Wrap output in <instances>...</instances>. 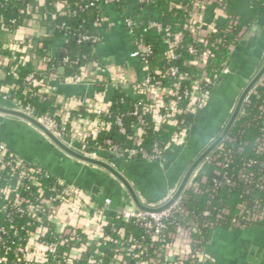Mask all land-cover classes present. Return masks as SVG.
Wrapping results in <instances>:
<instances>
[{
  "label": "trees",
  "instance_id": "obj_1",
  "mask_svg": "<svg viewBox=\"0 0 264 264\" xmlns=\"http://www.w3.org/2000/svg\"><path fill=\"white\" fill-rule=\"evenodd\" d=\"M92 0H47V4L39 8L35 0H0V68L7 71L14 69L18 77V84L7 91V95L12 100H17L23 106H31L34 115H49L53 117L61 131L64 132L62 139L68 140L73 136V124L75 119L89 118L93 120L95 113L86 111L81 106L76 109L65 110L64 104L55 93L44 89L41 81H47L56 70L63 68V77H71L79 73L82 66H89L98 57L95 53V46L100 39L102 30L103 15L101 12L102 0L96 1L95 5H90ZM196 0H145L137 2L133 12L126 10L125 0L115 2L123 10V20L130 18L134 25L129 31L134 43H144L151 47L147 53L146 67L151 74L157 70L166 71L170 65L177 66L180 71L185 72L189 79L181 81L182 88L189 87L192 81L201 78V70L192 63L193 55L188 51L190 45L198 48L202 44L195 40V30L191 24L193 18L192 6ZM224 6L225 22L217 26L208 34L211 53L207 60L206 70L208 72L209 83H204L205 88L212 89L224 79V72L233 59V50L239 40L241 32L251 27L259 12L264 9V0H219ZM47 14L45 20H40L44 26L52 25L54 33H46L42 37H29L15 41L14 34L22 25L28 23V13ZM40 12V13H39ZM55 16L53 20L50 15ZM34 21V19H33ZM151 22H158L162 29L150 26ZM175 36L171 42L167 34ZM84 35H90L91 40H80ZM57 36L66 38L62 50L56 55L51 51L54 39ZM16 46L15 51L9 46ZM173 51L178 55V59H169L168 54ZM30 54L25 61H17L16 58L24 54ZM258 63L256 72L264 63V44L259 46ZM65 59H68L65 61ZM38 64V67L36 66ZM45 67V68H43ZM33 74L35 81L27 83V75ZM179 82L176 77L167 75L163 78L165 87H171L173 83ZM261 88L256 93H251L245 101L242 110L229 131L227 137L221 142L224 150L218 147L205 159L198 168L191 183L182 193L185 207L190 210L189 216L182 213L176 214V219L168 221V229L165 233L173 230L177 222L189 220L198 229L195 237L201 240L195 246H204L208 242L209 229L203 226L204 223H212L216 226H234V220L241 219L245 214H240L241 210L258 212L264 207V151L258 152V140L264 138V77L261 79ZM3 82L0 80V90ZM102 85L99 90H102ZM144 99V96H141ZM145 100V99H144ZM137 99L127 93L123 85L116 89L114 99L109 105V113L101 114V119H111L112 125L109 129H103L92 133L84 140L86 152H92L105 146V141L111 139L121 149L124 155L108 153L109 157H120L128 160L126 149L136 148L138 154L132 158L142 159V151H150L154 143H158L164 148L185 124L194 123V129L199 125V118L192 115H184L179 119H184L182 123H163L156 128L152 117L148 113L142 115L146 123V132L141 135L142 143L136 145L134 137L139 127L137 115L134 109ZM64 108V109H63ZM206 110V109H205ZM231 113L223 121L213 137L202 147L200 153L215 139L223 130ZM117 119L121 120L125 131H120ZM63 127L65 128L63 130ZM83 141L76 139L77 150H80ZM107 153V152H102ZM198 153V155L200 154ZM217 153L216 160L209 161V158ZM225 154H230V161H224ZM197 155V156H198ZM196 156V157H197ZM190 160V164L196 159ZM218 162L222 164L219 165ZM205 178V179H204ZM43 187L47 195H52L53 186H60V179L51 172L45 171L42 177ZM16 177L9 170L0 171V189L5 186H15ZM198 185L201 191L195 190ZM36 186L24 194V199L35 196ZM0 201H2L0 199ZM1 219V217H0ZM27 218L14 216V223L18 226L24 225ZM9 225L7 217L1 220ZM108 228L114 224L117 228H123L125 239H136L138 242L147 243V239L141 236L145 233L136 219H124L117 215L108 217ZM49 225L53 226L50 222ZM116 236V234H114ZM117 244L105 243L99 247L87 245L80 260L81 264H87L89 259L95 264H111L113 254ZM129 264H132L131 261ZM166 264V263H165Z\"/></svg>",
  "mask_w": 264,
  "mask_h": 264
},
{
  "label": "built area",
  "instance_id": "obj_2",
  "mask_svg": "<svg viewBox=\"0 0 264 264\" xmlns=\"http://www.w3.org/2000/svg\"><path fill=\"white\" fill-rule=\"evenodd\" d=\"M35 1L42 6L47 4V0ZM96 1L98 0H92L90 5H95ZM108 1L115 3L118 0ZM144 1L137 0L139 3ZM214 3L224 8L219 0H196L192 6L191 24L195 30L194 38L202 44V47L190 45L188 51L193 55L192 63L201 70L199 80L192 81L189 87L182 88L181 81L189 79V76L174 65H170L166 71L157 70L155 74H151L146 67L147 53L151 51V47L139 42L134 43L130 57L141 62L145 70L144 76L139 80H129L123 76L111 75L109 81L106 82L107 86L112 85L115 89L125 84L130 86L131 95L138 101L134 109V115H137L140 122L134 137L136 145L142 143L141 135L146 132V123L142 117L144 113L150 114L155 127L158 128L166 122L182 123L184 119H179V117L187 114L200 117L207 109L214 92V88L207 89L204 84L209 83L206 64L211 49L208 40L209 32L199 25L196 15ZM124 23L129 31L134 25L130 18H126ZM150 26L162 29V25L158 22H151ZM167 36L172 47L175 36L169 32ZM92 38L90 35H84L80 40H91ZM233 49L232 46L231 50ZM168 57L169 59H178V55L173 51L169 52ZM27 59L28 57L25 60ZM67 60L65 59V61ZM228 71L229 68H226L224 74ZM167 75L176 77L179 82L173 83L171 87H165L163 78ZM87 76L88 68L82 66L79 73L69 79L80 82L87 79ZM25 81L30 84L35 81V76L29 74ZM260 81L251 93L258 92L262 86ZM40 84L44 86L43 81ZM6 93L7 90L2 92L3 100L10 102L15 109L35 117L62 139L64 132L60 130L53 117L34 115L31 106H23L17 100L10 99ZM142 95L145 100L141 99ZM83 107L86 111L97 115L98 119L95 121L99 125V131L111 127L112 121L109 117L104 120L100 118L101 114L109 113L107 106L90 103ZM117 123L121 126L120 131L124 132L125 128L120 119H117ZM193 125L194 123L185 124L184 128L174 135L164 148H161L158 143H154L150 151L141 152V158L159 164L165 163L170 151L173 149L182 150L188 145ZM90 136L91 133L82 132L78 140L84 142ZM85 150L84 142L79 151L92 157H96L101 152L124 155L120 147L111 139H107L105 146L92 154H88ZM218 150H224L221 143L218 145ZM257 151H264V138L258 140ZM124 152L128 160H132L139 151L136 148H130ZM225 155L224 161H230L231 155ZM217 157L219 155L215 153L209 158V161L216 160ZM218 164L222 163L218 162ZM3 170L13 173L17 181L15 186L7 185L0 189V199L2 200L0 201V264H81L80 260L87 245L95 246L97 253L99 247L108 242L117 244L111 264H129L130 261L132 264H203L210 260L205 245L197 246L195 249L201 240L195 237L194 234L198 229L189 220L177 222L173 230L165 233L168 229V221L176 219L178 212L185 217L190 215V210L185 207L182 194L171 205L158 212L132 208L115 214L127 220L136 219L139 221L140 227L145 232L141 236V240L147 239V243H141L136 239L126 240L124 229L117 228L114 224H111L110 229H107L109 224L107 206L111 202L110 199L105 201L106 207H92L86 192L74 185L66 184L62 180L58 183L62 187L53 186L51 191L54 193L47 195L41 180L47 170L41 164L25 160L0 141V171ZM197 171L191 177L188 185ZM33 185L37 187L35 196L24 199V194L30 191ZM195 190L201 191L198 185H195ZM174 192L169 195L167 200L173 196ZM87 212L91 213V215H87L89 226L80 222V218ZM240 214H245V216L234 220V227L261 222L264 220V207L258 212L242 209ZM3 216L7 217L9 225L1 221ZM14 216L25 217L28 220L26 224L18 226L14 223ZM50 222L53 226L49 225ZM203 226L208 227L209 231L217 227L209 222L204 223ZM87 264H95V261L89 259Z\"/></svg>",
  "mask_w": 264,
  "mask_h": 264
},
{
  "label": "crops",
  "instance_id": "obj_3",
  "mask_svg": "<svg viewBox=\"0 0 264 264\" xmlns=\"http://www.w3.org/2000/svg\"><path fill=\"white\" fill-rule=\"evenodd\" d=\"M125 2L126 10L133 12L137 0ZM36 4L39 8L42 7L41 4ZM101 12L103 15L101 36L95 46L98 59L87 66V79L80 82L71 81L70 76L63 77V68H59L47 81H43V88L57 94L65 110L76 109L90 103H98L109 108L117 89L112 85H106L111 75L123 76L129 80H139L144 76L145 70L141 62L130 57L134 41L124 23L123 10L116 3L102 0ZM27 17L28 23L22 25L14 34L15 41L54 33L55 28L52 25L43 26L40 23V20L47 18V14L30 12ZM54 17L52 14L49 16L51 20ZM257 19L263 21L261 34L246 40L244 37L248 28L241 32L240 40H244V44L239 40L234 47L229 71L216 86L207 109L199 118V125L195 129L196 125L193 126L189 143L184 149L170 151L167 161L163 164L144 159L111 158L108 153L102 152L96 155L95 158L112 164L129 179L143 203L158 206L176 191L190 166V160L200 153L202 147L232 113L239 95L256 74L259 46L264 44L263 11L259 12ZM196 20L206 32H210L225 22V14L222 7L214 3L197 14ZM65 42V37H55L51 54L54 56L62 50ZM9 47L15 51L16 46ZM29 55V53L21 55L16 60L25 61ZM36 66L38 67L37 63ZM14 73V69L7 71L0 68V80L3 82L0 90L1 105L8 103L2 99V92L8 91L19 82ZM102 85L104 88L99 90ZM124 87L127 93H132L130 86L125 84ZM96 119L97 115L93 120L75 119L73 136L68 140L69 143L64 141L76 149V139L82 132L95 134L99 131ZM0 141L25 160L41 164L66 184L74 185L86 192L92 207H106L105 201L110 199L111 202L107 206L109 217L124 209L136 208L126 203L124 187L115 177L100 167L66 155L42 132L22 119L0 113ZM88 214L91 215L87 212L80 218V222L85 226L90 225ZM208 234L205 250L210 260L203 264H264V220L243 227L217 226Z\"/></svg>",
  "mask_w": 264,
  "mask_h": 264
},
{
  "label": "water",
  "instance_id": "obj_4",
  "mask_svg": "<svg viewBox=\"0 0 264 264\" xmlns=\"http://www.w3.org/2000/svg\"><path fill=\"white\" fill-rule=\"evenodd\" d=\"M262 24V19H257L251 27H248L247 35H245L244 39L249 40L251 37H256L257 35L261 34ZM240 43L244 44V40H240ZM263 77L264 63L256 72V74L252 77V79L247 83V85L239 95L236 105L221 133L190 164L173 196L160 206H151L146 203H143L129 179L126 178L125 175L120 172L115 166L104 160L89 156L74 149L63 139H61L58 135H56L51 129H49L45 124L37 120L35 117L29 115L28 113L15 109L10 102H8L7 105L0 104V113L7 116L22 119L23 121L29 123L36 129H38L40 132H42L59 150H61L66 155L79 161L100 167L109 174H111L124 187L125 201L128 205L132 204L138 210L158 212L171 205L183 193L193 174L198 170V168L202 165L205 159L213 152V150H215V148L218 147V145L228 135L229 131L237 120L247 97L250 95L251 91L255 88V86Z\"/></svg>",
  "mask_w": 264,
  "mask_h": 264
}]
</instances>
